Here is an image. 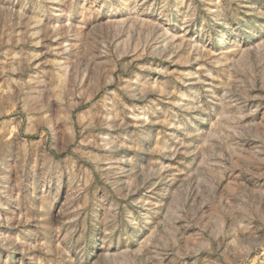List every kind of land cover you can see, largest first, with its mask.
I'll list each match as a JSON object with an SVG mask.
<instances>
[{
    "label": "rangeland",
    "instance_id": "rangeland-1",
    "mask_svg": "<svg viewBox=\"0 0 264 264\" xmlns=\"http://www.w3.org/2000/svg\"><path fill=\"white\" fill-rule=\"evenodd\" d=\"M0 264H264V0H0Z\"/></svg>",
    "mask_w": 264,
    "mask_h": 264
}]
</instances>
